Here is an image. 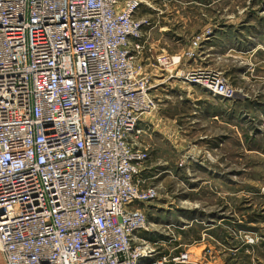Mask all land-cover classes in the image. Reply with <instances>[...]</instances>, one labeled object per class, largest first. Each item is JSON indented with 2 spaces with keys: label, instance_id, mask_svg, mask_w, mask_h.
<instances>
[{
  "label": "built area",
  "instance_id": "2783aa9c",
  "mask_svg": "<svg viewBox=\"0 0 264 264\" xmlns=\"http://www.w3.org/2000/svg\"><path fill=\"white\" fill-rule=\"evenodd\" d=\"M151 3L0 0L5 264L191 263L181 245L168 250L148 238L144 208L158 195L142 179L148 149L130 143L154 110L147 68L180 62L147 55L143 32L157 24L137 16ZM184 80L224 101L236 97L207 70Z\"/></svg>",
  "mask_w": 264,
  "mask_h": 264
},
{
  "label": "rangeland",
  "instance_id": "374dc122",
  "mask_svg": "<svg viewBox=\"0 0 264 264\" xmlns=\"http://www.w3.org/2000/svg\"><path fill=\"white\" fill-rule=\"evenodd\" d=\"M198 1L199 16L183 18L185 28L170 18L172 32L144 30L147 50L154 42L152 50L174 57L201 41L197 70L222 77L236 97L224 101L193 84L150 93L154 110L140 117L142 133L130 143L147 148L152 162L167 163L172 176L155 183L158 201L144 208L149 229L163 236L170 230L176 243L168 250L181 245L190 264H264V0ZM178 36L187 44L173 43ZM183 89L186 98L179 103ZM191 109L198 117L193 125ZM222 111L223 122L198 116ZM176 116H183L178 125L188 132L186 143L175 142ZM146 121L157 126L155 133Z\"/></svg>",
  "mask_w": 264,
  "mask_h": 264
},
{
  "label": "crops",
  "instance_id": "0c3cea01",
  "mask_svg": "<svg viewBox=\"0 0 264 264\" xmlns=\"http://www.w3.org/2000/svg\"><path fill=\"white\" fill-rule=\"evenodd\" d=\"M125 1L127 0H119L120 3H124ZM151 1H152L151 7L149 8L146 6L142 7L138 15L143 14L142 17H146V18L152 17V18H157L159 20L157 22V27L150 29V31L152 32H159L160 34H162L163 32L166 33L168 29L170 28V26H167L170 23V18H173L175 20L173 25L181 29V28H185L184 26L186 25V23L183 21V18H185V20H187L188 18H191L193 20V18H198L199 16V13H198L199 1L198 0H151ZM172 30L174 29H171L168 32H172ZM172 39H173L172 40L173 43L175 44L183 43V46L187 44L186 40L182 38L181 36L180 37L178 36V38L176 39L175 38H172ZM158 43L159 41L157 42V44ZM152 46L149 47L150 49L147 53L150 59L153 60L155 59V57L159 55L167 56V54L164 53L163 51L160 52L155 49L152 50ZM198 53H199L198 49L196 48L192 49L191 44H190V47H189V44L185 45V47L182 48L179 53H176V55H174L180 58V62L177 65L171 67L175 70V73H176L172 76H169V72L162 70L161 68H156V66H154L153 64H150L149 67L147 68V71L152 77L153 88L151 90V94L153 93L156 94L158 91L160 93H166L164 89L168 88V86H170V89L173 90L175 87H179L180 85H187L188 83L185 82L184 77L190 72H193L198 69L197 63L200 60ZM203 91H206V90H203ZM183 92L184 94L180 93L179 91V98H178L179 103H182L185 101L184 99L186 98L187 91L183 89ZM186 101H188V99H186ZM210 109H209L210 111L212 112L214 111V109L212 108ZM191 112L193 113L192 109H191ZM212 112H211V115L209 116H205V113L203 114L199 113L198 116L200 117V119L204 121L212 120V121L223 122L222 119L223 117H225V111H222L221 113H217V114L215 113L212 114ZM185 116L188 117L187 115ZM180 117H183V116L175 117V127H176L175 128V139H176L175 142L176 144L178 143V141L179 143H182V142L186 143L184 141L183 134H188V132L183 131L182 125L181 126L178 125V122H179L178 119ZM189 117L191 118V120H194V122H192L191 125H193L195 121H197V118H198V117H195V113L190 114ZM152 122H154V117H153ZM145 123L150 124L151 122L149 123L148 121H146ZM150 125L153 126V128H155L152 131L156 132L157 126L153 125L152 123ZM158 133L160 134L159 131ZM161 135L163 136V138L168 140V138L164 134H161ZM149 150H150V153L154 151L153 148L151 150V147L149 148ZM151 158H152V155L150 156V160L147 163L145 167V171L142 174V179L146 187H154L155 183L161 184L160 180H162V178L164 177L170 178L172 176V173L168 170L170 167L167 166V163H163L162 161L152 162ZM167 205H170V204H167ZM158 209L159 208L155 209V211L158 212ZM149 231L150 232L148 234V238H150L151 240L163 241V245L166 249H168L167 247L168 245L170 246L172 244L173 246L176 243V242L169 243V240H170L169 237H171L170 230L168 232L163 231L165 233L164 236L162 233L160 234V232L158 231L151 230V229H149Z\"/></svg>",
  "mask_w": 264,
  "mask_h": 264
},
{
  "label": "trees",
  "instance_id": "16d2710c",
  "mask_svg": "<svg viewBox=\"0 0 264 264\" xmlns=\"http://www.w3.org/2000/svg\"><path fill=\"white\" fill-rule=\"evenodd\" d=\"M216 33L218 34V32H216ZM218 35H219V34H218ZM195 225H196V224H195ZM195 225H194V226H195ZM180 232H181V231H180Z\"/></svg>",
  "mask_w": 264,
  "mask_h": 264
}]
</instances>
